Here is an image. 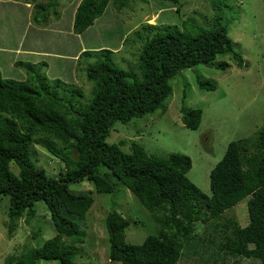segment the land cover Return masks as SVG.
Segmentation results:
<instances>
[{"label":"trees","instance_id":"obj_1","mask_svg":"<svg viewBox=\"0 0 264 264\" xmlns=\"http://www.w3.org/2000/svg\"><path fill=\"white\" fill-rule=\"evenodd\" d=\"M13 1L31 5L30 21L41 28L67 14L66 22H61L65 25L57 50L63 51V56L74 54L76 60L70 58L69 63V58L59 56L53 61L59 63L55 66L45 61L36 65L15 62L14 67L28 77L23 82L4 78L0 72V200H8V234L23 216L27 224L32 222L37 203L45 205L55 231L44 242L41 233L33 232L36 246L6 257L3 264H76L75 248L64 240L83 244L85 239L74 216L89 211L93 196L69 189L70 184L83 182L105 195L122 185L159 227L156 235L146 237L140 245H130L125 242L129 222L110 211L104 220L110 263L178 264L191 260L193 264H224L229 258L236 260L235 264L241 259L264 264V124L250 138L227 144L222 159L209 173L210 196L188 180L189 157L179 153L159 156L135 143L130 153H125L121 143L106 142L117 123L127 125L157 111L164 114L172 96L169 82L182 71L198 65L225 71L230 64L218 61L223 57L237 68L247 66L220 18L196 22L204 24L200 27L183 19L179 0H157L179 5L175 12L181 26L143 24L142 32L134 35V42L141 43L136 68L123 70L113 57L128 38L106 17L109 4L119 12L130 0H64L72 3L65 11L57 0ZM139 1L147 4L150 0ZM225 1L209 0L213 9L226 6ZM116 30L119 34L114 36ZM71 42L75 48L70 47ZM74 71H82L94 84L87 103L81 102V88L74 86ZM195 80L199 90H216L214 83L200 75ZM180 119L192 131L202 119L201 110L185 107V93ZM33 144L61 164L57 176L37 167L29 153ZM11 165L17 167L16 176ZM245 199V227L233 218H222ZM200 226L204 228L201 233Z\"/></svg>","mask_w":264,"mask_h":264},{"label":"rangeland","instance_id":"obj_2","mask_svg":"<svg viewBox=\"0 0 264 264\" xmlns=\"http://www.w3.org/2000/svg\"><path fill=\"white\" fill-rule=\"evenodd\" d=\"M57 1L60 2L61 9L68 10L67 8L76 0L70 4H65L64 0ZM179 2L183 19L191 20L189 22L200 23L201 20L207 22L210 19L214 22L215 18H220V23L228 27V35L235 45V51L241 55L247 66L237 68L228 57H223L218 61L230 64L225 71L204 65L182 71L169 82L172 96L167 102V110L164 114L157 111L152 115L135 119L127 125L117 123L106 142L116 145L121 143V149L125 153H130L131 146L135 143L144 146L149 153L159 156L166 157L179 153L189 157L192 167L187 173L188 180L210 196L209 173L222 159L227 144L250 138L264 124V0H226L224 2L226 6L216 9H213L209 0H179ZM179 5L157 0L149 1L147 4L139 0H130L128 7L117 12L109 4L107 8L110 15H107L106 19L119 25V31L128 38V42L121 45L120 51L115 52L113 57L115 65L123 70L136 68L141 43L134 42V35L138 31L142 32L143 24L152 26L170 24L180 27L182 20L175 12ZM67 16V14L64 18L61 16L59 22L65 21ZM56 22L51 24L50 29H53L52 26L55 24L60 25L59 30H63L65 24ZM101 25L97 27L103 31ZM197 25L204 27V24ZM119 31L113 32L114 36L119 34ZM70 35L73 36L71 33ZM46 36L53 38L50 44L61 46L57 40L60 35L46 34ZM110 38L111 36L107 37L106 44L110 42ZM83 43L84 39L81 41L82 45ZM58 52L60 57L65 55L63 51L58 50ZM66 58H69L66 61L70 63V57ZM196 75L214 83L216 90L213 92L199 90L196 85ZM72 79L74 86L82 90L81 102L87 103L91 98L94 84L85 78L82 71L73 73ZM184 93L185 107L202 111L201 124L196 131L186 129L181 123L180 109ZM29 153L31 158L36 160L37 167L44 168L49 175L57 176L62 170L61 164L49 156L42 147L33 144L29 148ZM10 171L14 176L17 175L16 166L11 165ZM69 189L74 193H92L94 200L84 216H74L75 222L85 232L83 244H74L70 239L64 240L66 245L71 244L70 246L75 248L76 264H120L110 263L108 260L104 220L112 210L120 213L129 222L125 230L127 244L140 245L146 237L156 235L159 231L149 212L129 190L120 184H117L113 194L106 195L97 194L94 186L87 182L70 184ZM246 202L247 199L227 210L222 218H233L241 227H245L248 224ZM60 209L66 214L63 208ZM7 211L8 200L2 198L0 200V264H3L5 258L10 255L20 254L27 247H35L33 232L41 233L43 242L55 235L54 226L43 203L35 205L36 214L30 224L25 222L23 216L12 228L10 235ZM203 229L200 226L198 232L201 233ZM234 261L236 260L227 258L224 264H235ZM42 264L54 263L42 262ZM178 264H193V262L181 260ZM239 264L259 263L241 259Z\"/></svg>","mask_w":264,"mask_h":264},{"label":"crops","instance_id":"obj_3","mask_svg":"<svg viewBox=\"0 0 264 264\" xmlns=\"http://www.w3.org/2000/svg\"><path fill=\"white\" fill-rule=\"evenodd\" d=\"M31 9L30 5L13 0L0 1V72L4 78L20 82L28 79L24 71L14 67L15 62L36 65L45 61L52 66L59 65L58 62L53 64L60 56L57 50L59 46L50 44L53 38L46 34L60 35L62 31L55 24L53 29H50L51 24L42 28L33 25L30 21ZM70 47L75 48L73 42ZM66 55L61 57L76 60L74 54Z\"/></svg>","mask_w":264,"mask_h":264},{"label":"clouds","instance_id":"obj_4","mask_svg":"<svg viewBox=\"0 0 264 264\" xmlns=\"http://www.w3.org/2000/svg\"><path fill=\"white\" fill-rule=\"evenodd\" d=\"M150 1H152V0H150ZM31 6V5H30ZM118 51H120V50H118ZM26 81V80H25ZM23 82V81H22ZM242 260H245V259H242Z\"/></svg>","mask_w":264,"mask_h":264}]
</instances>
